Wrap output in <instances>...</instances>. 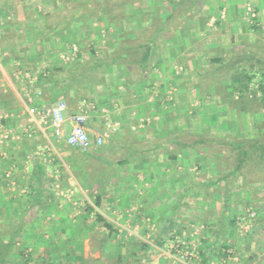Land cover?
<instances>
[{"label": "crops", "instance_id": "obj_1", "mask_svg": "<svg viewBox=\"0 0 264 264\" xmlns=\"http://www.w3.org/2000/svg\"><path fill=\"white\" fill-rule=\"evenodd\" d=\"M139 2L0 0V233L19 232L0 264H199L171 246L182 229L199 242L200 264L225 250L235 257L228 264H264V179L235 172L197 182L189 145L198 112L222 125L219 136L250 130V113L197 93V74L216 57L264 55V0L189 2L174 32L145 29L152 14ZM164 4L152 1L151 11ZM121 51L127 61L115 58ZM58 101L67 115L85 111L86 151L65 142L69 121L57 139L39 118ZM248 209L257 218L244 230L238 219Z\"/></svg>", "mask_w": 264, "mask_h": 264}, {"label": "trees", "instance_id": "obj_2", "mask_svg": "<svg viewBox=\"0 0 264 264\" xmlns=\"http://www.w3.org/2000/svg\"><path fill=\"white\" fill-rule=\"evenodd\" d=\"M108 1V0H107ZM122 0H116L121 2ZM155 1L156 0H152ZM158 1V0H157ZM161 2H170L171 11L165 13L163 19L158 24V31L168 30L174 32L181 26L182 21L178 20L188 11L192 5L189 2L198 0H160ZM190 4V5H189ZM180 16V17H179ZM180 21V22H179ZM141 47V45H139ZM146 51L143 53L141 62L144 63L150 56L149 46L145 45ZM129 48V47H127ZM125 48V49H127ZM125 51V50H124ZM121 51L115 57L118 62L127 61V58ZM135 57L139 58L137 52ZM235 59L228 57H216L212 59V64L205 72L197 74L198 94L205 92L206 94H216L218 103L226 110L233 111L237 114L250 113V118H247L246 124H251L249 131L234 134L233 138L224 136H206L203 133H196L193 142L189 143L194 146L196 154L204 155L215 162V165L220 167V162L229 161L228 165L232 167V172H237L244 180L248 177L256 180L264 179V55H252L245 53L244 56ZM124 60V61H123ZM211 90H213L211 92ZM231 127V126H230ZM234 127H232L233 129ZM252 130V131H251ZM188 145L186 142H181ZM182 144V145H183ZM218 145L217 147H214ZM216 168V167H215ZM251 169V170H250ZM38 167H36V171ZM40 172V171H39ZM231 172V173H232ZM226 175L229 176V173ZM251 175V176H249ZM249 182V181H247ZM245 182V185L250 186ZM40 175L37 180V185H30L32 194L39 195L43 191ZM38 204L40 208L46 204L41 199L32 201ZM92 211V208L89 209ZM95 222L103 223L109 226L110 224L104 217L98 213L95 214ZM183 230V229H182ZM182 230L170 233V239L173 235L181 234ZM187 233V232H186ZM19 234L18 231L8 233H0V262L6 259L8 253L12 250L14 239ZM7 236V238H6ZM186 240L189 237L185 238ZM181 248V246L179 247ZM203 250V247L200 248ZM176 250V249H174ZM204 255H201V258Z\"/></svg>", "mask_w": 264, "mask_h": 264}, {"label": "built area", "instance_id": "obj_3", "mask_svg": "<svg viewBox=\"0 0 264 264\" xmlns=\"http://www.w3.org/2000/svg\"><path fill=\"white\" fill-rule=\"evenodd\" d=\"M246 14L252 19L255 17V11L250 4L246 6ZM5 19L0 13V36L2 34V28L4 26ZM66 103L64 101H58L56 105L46 109L44 112L39 113V118L43 121L47 126H50L53 129V135L59 139L62 136L61 126L63 123L69 121L71 123L70 130L68 134L65 136V142L73 147H76L82 151H86L91 145L88 134L85 129V122L87 119V115L84 110H79L78 112L71 113L69 115L65 112ZM30 135V134H29ZM103 142L102 137H97L95 139V144L100 145ZM10 173L6 172V176H9ZM248 214L251 217L256 215L254 210L248 209ZM197 227V226H195ZM194 227V228H195ZM200 228H203L200 226ZM199 229L196 228L192 231L190 237L198 236ZM190 233H186L183 231L180 235L176 234L172 237L171 246L177 250L180 257L187 261L196 260L197 263H201L200 251L197 249V244H199L196 240H186V236ZM181 246V248H179ZM215 260V259H214ZM235 260V257L231 250H225L224 255L217 261H211V264H228L229 262Z\"/></svg>", "mask_w": 264, "mask_h": 264}, {"label": "rangeland", "instance_id": "obj_4", "mask_svg": "<svg viewBox=\"0 0 264 264\" xmlns=\"http://www.w3.org/2000/svg\"><path fill=\"white\" fill-rule=\"evenodd\" d=\"M141 6H144V2H146L148 4V7H147V11L149 12V14H152V15H149L151 16L152 18H150V20H148V26L145 27V29H147L148 31H153L155 29V27L160 23L161 19H163V16L165 15V13L167 12L168 10V7L170 6V2H166L164 4V8L160 9L159 11H154L152 12L151 11V2L152 0H139ZM151 1V2H150ZM157 1V0H156ZM160 1V0H158ZM149 2V3H148ZM138 5V3H137ZM150 10V11H149ZM181 21V20H180ZM179 21V22H180ZM183 21V20H182ZM182 24V23H181ZM181 28V26L179 27ZM200 109H197V111H199ZM205 113L203 111L202 112H198V113H195V131L196 133H203L204 135L206 134H210L212 136H219L220 133L224 132V131H220L222 125L219 124L218 121H214L213 123H211V125L209 124L210 122L205 120ZM208 115V114H207ZM246 119V118H245ZM213 120V119H212ZM208 122V123H207ZM246 120H245V127L246 128H249V126L251 125L250 123L249 124H246ZM215 123V124H214ZM230 123V122H227V124ZM193 125V124H192ZM205 129H207L206 133H204ZM251 129V128H249ZM205 135V136H206ZM225 136L228 137V138H233L234 134H230V133H225ZM195 136H190V140L194 139ZM218 145H215L214 147H217ZM192 155V153H190ZM204 155H199L197 154V158H196V168H192V170H190V173H194L196 175V178H197V182L200 180V179H215V178H221L222 176H228L226 175L227 173H229V177L228 178H234L236 175L234 172H232V167L230 165H228V162L226 163V161L224 160L222 163L220 162V167L218 168L217 165H215L214 167L211 166L210 164H206V162L204 161ZM206 159V158H205ZM193 160V159H192ZM195 164V163H194ZM194 167V166H193ZM216 167V168H215ZM251 170V169H250ZM232 172V173H231ZM251 176V175H249ZM247 179H250L249 177ZM220 183V182H219ZM217 184V185H210L209 187H207V190H206V187H201L202 189H204L205 191H208L209 189L211 188H214L216 187L217 189L220 186V184ZM230 184L227 186V188H225L228 193H231L232 195V192L234 193L237 189V186H235V184L232 182H229ZM244 188V187H243ZM202 189H199V191H201ZM242 190V189H241ZM198 192V191H197ZM234 197V196H233ZM198 204H200L202 206V203L198 202ZM191 207L193 206V204H190ZM197 204L194 205V207H197L196 206ZM193 209V208H192ZM199 210V209H198ZM246 212V211H245ZM196 213V212H194ZM256 213V212H255ZM246 215L244 216H239L240 219H238V223L240 222L241 223V229H249V227L251 226V223L254 222L257 218V215H255L254 217H251L249 216L248 212L245 213ZM197 215V214H196ZM200 216V215H199ZM196 220H200L202 221V219H199V218H195ZM243 221H242V220ZM200 224V222H198ZM237 222V220H236ZM203 223V222H201ZM239 225V224H238ZM199 246V245H198Z\"/></svg>", "mask_w": 264, "mask_h": 264}]
</instances>
